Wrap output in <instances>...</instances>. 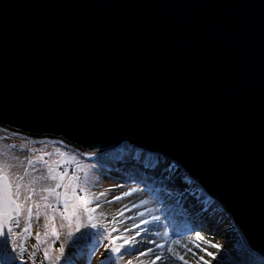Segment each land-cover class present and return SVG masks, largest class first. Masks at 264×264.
I'll list each match as a JSON object with an SVG mask.
<instances>
[{
  "label": "water",
  "instance_id": "95a60500",
  "mask_svg": "<svg viewBox=\"0 0 264 264\" xmlns=\"http://www.w3.org/2000/svg\"><path fill=\"white\" fill-rule=\"evenodd\" d=\"M0 126L181 163L264 257V0H0Z\"/></svg>",
  "mask_w": 264,
  "mask_h": 264
},
{
  "label": "rangeland",
  "instance_id": "374dc122",
  "mask_svg": "<svg viewBox=\"0 0 264 264\" xmlns=\"http://www.w3.org/2000/svg\"><path fill=\"white\" fill-rule=\"evenodd\" d=\"M128 148L130 147L115 148L88 157L87 154L90 152L79 150L61 139L31 136L0 126V163L11 165L9 171L13 182H16L17 176L23 175L25 168H28L25 183L32 177H45L34 185L37 191L33 195V200L43 205L45 202L41 197L47 195V203L53 208L63 207L55 196L41 191L42 188L54 187L57 183L56 180L48 178L49 166H55L57 171H67L69 175L75 173L80 177L79 183L94 201L91 207H95L97 202L100 204L94 213L97 227L81 229L71 238L68 237V222L63 219L60 211L54 212L50 208L42 207L39 209L40 215L36 216L38 210L33 207V216L26 221V208L22 210L19 228L14 227L13 231L23 229L27 222L31 223L33 234L30 236L25 234L22 239L24 246L22 253L19 248L13 252L11 242L8 243L7 253L15 256L13 263L128 264L131 260L132 264H139L140 261H144V264H151L152 261H155V264H184L183 260L176 259L168 251L169 247H173L190 261V264H196L200 257L208 261V264H264V257L249 248L246 238L233 224L229 214L222 209L215 198L202 189L198 181L189 176L181 163L145 154L142 155L145 163L141 165L138 160L133 159L116 161L119 150L124 152ZM36 156H43V160L35 161L33 166H29L27 160ZM43 161L48 163L45 164ZM61 161L66 162L61 163ZM162 167L163 170L160 169ZM170 170L174 173L169 174ZM149 185L158 187L157 196L158 193L164 192L163 196L157 197L161 200V206L158 205L155 194L153 196V192H149ZM133 188L138 191L119 201L113 199ZM100 193L105 195L100 196ZM97 197L98 200L95 199ZM143 199H150L153 203L147 206L141 205L138 209L132 207ZM31 202L27 201V203ZM124 205H128L130 210L125 211L123 217H120L117 212ZM145 207L156 208L157 211L152 215L159 216L160 219L148 224H140L141 217L137 213L145 212ZM171 208H178L179 213L170 211ZM162 209L165 212H162ZM114 217L118 221L123 220V223L113 225ZM143 218L150 219V216L145 213ZM53 224L59 233L58 238L51 233ZM136 224H140V227L136 228L134 226ZM185 225H188L187 228L190 227V234L187 236L177 234L181 231V227H186ZM113 227L117 231H112ZM125 228L130 231L125 232ZM165 231L168 232L167 236L164 235ZM45 232H48V235H45ZM137 232L139 235H136ZM182 232L187 231L182 230ZM197 232L201 234L203 240L197 239ZM35 233L40 234L39 240ZM129 235L135 239L133 245H126L116 253L111 251L112 236ZM173 240H179L180 243L173 244ZM3 242L4 240L0 241V258L4 253ZM117 243H123V240H117ZM213 244L221 247L214 248ZM197 245L200 247L198 248ZM61 247L64 249L63 253L60 251ZM150 248L153 251L148 253ZM45 251L48 252V257H45ZM141 252L148 254L141 255ZM209 252L214 255H208ZM157 256L160 257L159 260L156 259Z\"/></svg>",
  "mask_w": 264,
  "mask_h": 264
},
{
  "label": "snow or ice",
  "instance_id": "6c2138e0",
  "mask_svg": "<svg viewBox=\"0 0 264 264\" xmlns=\"http://www.w3.org/2000/svg\"><path fill=\"white\" fill-rule=\"evenodd\" d=\"M47 155V154H45ZM63 156V153H61ZM74 159V158H73ZM43 156H36L33 158H29L27 160V164L29 166H33L35 161H42ZM47 164V161H43ZM66 161H61L64 163ZM79 167V165L77 166ZM11 165H5L0 163V237L4 239V247L3 251L7 254V246L8 243L11 242L12 251L15 252L17 248L20 249L22 253L24 251V246L22 243V239L27 236L32 235V225L31 223H25L23 229L19 231H13V228H19L20 217L22 214V210L26 208L27 216L26 221L30 220L33 216V207H35L38 211H36L35 215L39 216V209L42 207L50 208L52 211H60L61 216L64 220L68 222L67 226L69 228L68 237L71 238L74 236L76 232H79L81 229H86L88 227L96 228L97 223L95 222L96 210L100 207V204L97 202L95 207H91L90 205L94 202L93 199H90L87 194L86 189L79 183L80 177L73 173L69 175L67 171H57L55 166H49L48 168V178L52 180H56L57 183L54 187H44L41 191L48 193L49 195H53L57 198V202L62 204L63 207L53 208V206L48 201V196H42L41 200L45 203L41 205L40 202L33 200V195L36 193L37 189L34 185L38 182V180L44 179L45 177H32L25 183V177L28 176V168L24 169L23 175H19L16 177V182L14 183L10 177ZM58 189H62V191H58ZM138 191V189L133 188L131 191L123 192L122 196L113 197L114 200H121L123 197H127L132 195V193ZM81 193H84L81 195ZM105 195L104 193H100V196ZM98 200V197L95 198ZM27 201H32L31 203H27ZM110 203V201H108ZM153 203L150 199L140 200L138 204H133V208H139L141 205L147 206ZM128 205H124L122 209L118 210L117 215L123 217L125 211H129ZM157 211L156 208L145 207V212H138L137 215L141 217L140 224H148L151 222L158 221L160 219L159 216L152 215L153 212ZM145 213L150 216V219H144ZM113 225L118 223H123V220H116L115 217L112 221ZM140 224L134 225L136 228L140 227ZM7 226V231H5V227ZM63 227V225H61ZM112 231H117L115 227H113ZM125 232L130 231L125 228ZM52 235L59 237V233L53 224L51 227ZM36 238L40 239V234L35 233ZM45 235H48V232H45ZM139 235V232L136 233ZM156 235H160V233H156ZM164 235L167 236L168 232L165 231ZM197 239L203 240L204 238L201 236L199 232L196 233ZM117 240H123V243H117ZM135 243V239L132 236H112L111 237V251L116 253L119 252L125 246H131ZM173 244H179V240H173ZM208 243V241H205ZM214 248L221 247L220 245L213 244ZM35 247V246H33ZM199 248L200 246L197 245ZM61 253H63L64 249L61 247ZM153 250L148 249V253H151ZM168 251L172 253L176 259L183 260L184 264H190V261L185 259L179 252L176 251L175 248L169 247ZM191 251V249H189ZM202 251H205L202 249ZM148 253L141 252V255H147ZM34 255V253H33ZM45 257H48V252L45 251ZM208 255L212 256L214 253L209 252ZM59 259V257H57ZM157 260L160 259L159 256L156 257ZM208 264V261H204L203 257H200L199 260L196 261V264ZM128 264H132V261H128ZM139 264H144V261H140ZM151 264H155V261H152Z\"/></svg>",
  "mask_w": 264,
  "mask_h": 264
},
{
  "label": "trees",
  "instance_id": "16d2710c",
  "mask_svg": "<svg viewBox=\"0 0 264 264\" xmlns=\"http://www.w3.org/2000/svg\"><path fill=\"white\" fill-rule=\"evenodd\" d=\"M129 149V150H128ZM127 149V151H122V150H119V155L117 156V160L116 161H119V160H123V159H130L131 161H132V159L133 160H138V163L141 165L142 163H145V161H143V158H142V155H144L143 153H141V152H135L132 148H128ZM130 150H132V151H130ZM143 157H145V156H143ZM167 163V162H166ZM145 165V164H144ZM167 165H168V163H167ZM146 166V165H145ZM161 170H163L164 169V167H162V168H160ZM111 171V170H110ZM172 173H174V172H171V170L169 171V174H172ZM174 175V174H173ZM172 175V176H173ZM175 175H176V173H175ZM149 187H150V193H152V195L154 196V194H155V198H157V197H159V196H163V194L162 193H164L163 191L161 192V193H158V196L156 195V192L158 191V187H156V186H154V185H149ZM152 191V192H151ZM157 202H158V205H160L161 206V200H159V198H157ZM170 211H176L177 213H179V210H178V208H174V209H172V210H170ZM162 212H165V210H163L162 209ZM186 224V223H185ZM184 225V224H183ZM186 226V225H185ZM188 226V225H187ZM187 226L186 227H184V228H180L181 229V231L180 232H177V234L179 233V234H181V236H187L188 234H190V232L191 231H189L190 230V227H188L187 228ZM182 230H184V231H187V232H182ZM0 264H16V263H8V262H6L4 259H2V258H0ZM18 264V263H17Z\"/></svg>",
  "mask_w": 264,
  "mask_h": 264
},
{
  "label": "bare ground",
  "instance_id": "6f19581e",
  "mask_svg": "<svg viewBox=\"0 0 264 264\" xmlns=\"http://www.w3.org/2000/svg\"><path fill=\"white\" fill-rule=\"evenodd\" d=\"M91 155H90V157H92V156H94L95 155V153H90ZM172 209H174V208H171L170 210H172ZM184 228V227H183Z\"/></svg>",
  "mask_w": 264,
  "mask_h": 264
},
{
  "label": "built area",
  "instance_id": "2783aa9c",
  "mask_svg": "<svg viewBox=\"0 0 264 264\" xmlns=\"http://www.w3.org/2000/svg\"><path fill=\"white\" fill-rule=\"evenodd\" d=\"M87 153V152H86ZM89 154H87V156H88Z\"/></svg>",
  "mask_w": 264,
  "mask_h": 264
},
{
  "label": "clouds",
  "instance_id": "9594fccd",
  "mask_svg": "<svg viewBox=\"0 0 264 264\" xmlns=\"http://www.w3.org/2000/svg\"><path fill=\"white\" fill-rule=\"evenodd\" d=\"M87 152V151H86Z\"/></svg>",
  "mask_w": 264,
  "mask_h": 264
}]
</instances>
